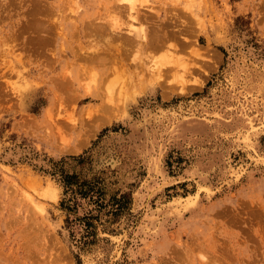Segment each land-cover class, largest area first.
I'll return each instance as SVG.
<instances>
[{"label":"rangeland","instance_id":"1","mask_svg":"<svg viewBox=\"0 0 264 264\" xmlns=\"http://www.w3.org/2000/svg\"><path fill=\"white\" fill-rule=\"evenodd\" d=\"M0 264H264V0H0Z\"/></svg>","mask_w":264,"mask_h":264},{"label":"trees","instance_id":"2","mask_svg":"<svg viewBox=\"0 0 264 264\" xmlns=\"http://www.w3.org/2000/svg\"><path fill=\"white\" fill-rule=\"evenodd\" d=\"M62 184L65 189V194H69L68 199L62 201L61 205L65 210L71 211L77 206L76 195L81 194V189L85 186V183H79L78 177L75 175H63L62 176ZM92 193L94 192V188H89ZM98 194V193H97ZM84 195V194H83ZM100 196V195H99ZM93 200V196L90 197ZM95 202V200H94Z\"/></svg>","mask_w":264,"mask_h":264},{"label":"bare ground","instance_id":"3","mask_svg":"<svg viewBox=\"0 0 264 264\" xmlns=\"http://www.w3.org/2000/svg\"><path fill=\"white\" fill-rule=\"evenodd\" d=\"M136 1V0H135ZM48 13H50V12H48ZM44 25V24H43ZM91 30V29H90ZM101 30V29H100ZM95 32V31H94ZM102 32V31H101ZM112 32V31H111ZM145 31L142 29V28H140V29H135V30H132V31H130V33H132V34H134V36H136L137 38H140V39H145V38H147L146 37V34L144 33ZM113 34H117V35H119L120 36V34H119V32H114ZM112 34V35H113ZM50 35V34H49ZM35 39V38H34ZM47 39V38H46ZM173 60V59H172ZM178 61V60H177ZM101 62H105V60L103 61V60H101ZM100 62V63H101ZM176 64V63H175Z\"/></svg>","mask_w":264,"mask_h":264}]
</instances>
